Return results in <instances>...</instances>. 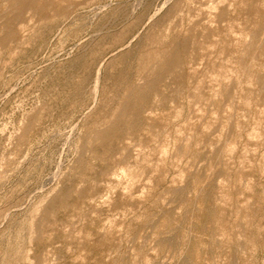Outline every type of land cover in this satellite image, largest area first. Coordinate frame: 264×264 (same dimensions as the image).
Here are the masks:
<instances>
[{"label": "rangeland", "instance_id": "rangeland-1", "mask_svg": "<svg viewBox=\"0 0 264 264\" xmlns=\"http://www.w3.org/2000/svg\"><path fill=\"white\" fill-rule=\"evenodd\" d=\"M0 264H264V0H0Z\"/></svg>", "mask_w": 264, "mask_h": 264}, {"label": "bare ground", "instance_id": "bare-ground-1", "mask_svg": "<svg viewBox=\"0 0 264 264\" xmlns=\"http://www.w3.org/2000/svg\"><path fill=\"white\" fill-rule=\"evenodd\" d=\"M164 4V3H163Z\"/></svg>", "mask_w": 264, "mask_h": 264}]
</instances>
